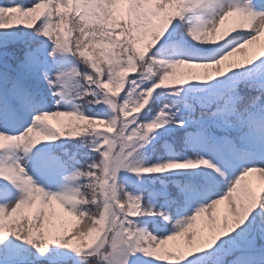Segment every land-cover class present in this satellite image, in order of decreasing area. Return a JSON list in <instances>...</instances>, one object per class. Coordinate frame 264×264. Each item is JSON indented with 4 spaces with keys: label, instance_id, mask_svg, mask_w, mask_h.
<instances>
[{
    "label": "snow or ice",
    "instance_id": "6c2138e0",
    "mask_svg": "<svg viewBox=\"0 0 264 264\" xmlns=\"http://www.w3.org/2000/svg\"><path fill=\"white\" fill-rule=\"evenodd\" d=\"M0 264H264V0H0Z\"/></svg>",
    "mask_w": 264,
    "mask_h": 264
},
{
    "label": "trees",
    "instance_id": "16d2710c",
    "mask_svg": "<svg viewBox=\"0 0 264 264\" xmlns=\"http://www.w3.org/2000/svg\"><path fill=\"white\" fill-rule=\"evenodd\" d=\"M235 58H236V59H239V60H243V59H245L246 57L240 59L239 57L236 56ZM178 71H180V72H184V71H187V69H186V68H181V69H179ZM55 123H57V122H55ZM219 212H220V220H221V222H222V220H223V214H224V212H225V205H221V206H220ZM199 224H200V227H201L202 230H203V234L206 235V229H207V227L209 226V225H208V218H207V217L202 218V220L199 221Z\"/></svg>",
    "mask_w": 264,
    "mask_h": 264
},
{
    "label": "rangeland",
    "instance_id": "374dc122",
    "mask_svg": "<svg viewBox=\"0 0 264 264\" xmlns=\"http://www.w3.org/2000/svg\"><path fill=\"white\" fill-rule=\"evenodd\" d=\"M253 51H258L257 46H255V45L250 46V48H249L247 51H242V52L237 53V54H238V55H242V56H244V55L246 56V55H251ZM254 181H256L257 184L259 183V178H258V176H256L255 174H254V177H253V179H252L251 182L253 183ZM255 185H256V184H255ZM209 231H210V227H208L207 234L209 233ZM207 234H206V235H207Z\"/></svg>",
    "mask_w": 264,
    "mask_h": 264
}]
</instances>
